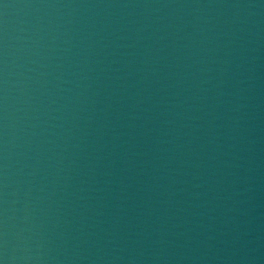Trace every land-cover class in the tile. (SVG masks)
Returning <instances> with one entry per match:
<instances>
[{"label": "water", "instance_id": "water-1", "mask_svg": "<svg viewBox=\"0 0 264 264\" xmlns=\"http://www.w3.org/2000/svg\"><path fill=\"white\" fill-rule=\"evenodd\" d=\"M0 264H264V0H0Z\"/></svg>", "mask_w": 264, "mask_h": 264}]
</instances>
